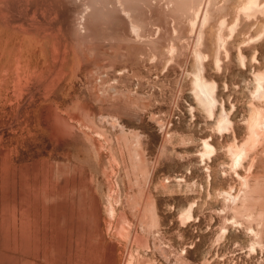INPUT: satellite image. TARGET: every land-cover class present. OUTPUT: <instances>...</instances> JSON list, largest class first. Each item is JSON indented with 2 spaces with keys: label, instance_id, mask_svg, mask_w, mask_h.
Here are the masks:
<instances>
[{
  "label": "rangeland",
  "instance_id": "374dc122",
  "mask_svg": "<svg viewBox=\"0 0 264 264\" xmlns=\"http://www.w3.org/2000/svg\"><path fill=\"white\" fill-rule=\"evenodd\" d=\"M258 76L264 0H0V264H264Z\"/></svg>",
  "mask_w": 264,
  "mask_h": 264
},
{
  "label": "bare ground",
  "instance_id": "6f19581e",
  "mask_svg": "<svg viewBox=\"0 0 264 264\" xmlns=\"http://www.w3.org/2000/svg\"><path fill=\"white\" fill-rule=\"evenodd\" d=\"M261 81H262V76H258V83H259L258 84V92H259L260 95H262V97H264V90L262 89ZM193 84H194V93H195L197 99L202 103V105L203 104L206 105L207 109L210 110V107L212 106V104L214 102V99H215L214 96H213V89H214L213 88V86H214L213 83L206 81L203 77H201L199 74L196 73L194 81H193ZM212 111H209V112L212 113ZM259 117H256L253 120V124H258L259 123V124H263L264 125V121L262 122ZM220 123H221V125L227 123V118H223L220 121ZM253 126H257V125H253ZM255 128H254V131H256ZM251 131H252V133H255L253 131V128H252ZM205 147L211 148L210 145L207 142H205ZM206 153L208 154L209 151L207 150ZM242 156H243V150L233 153L234 163H238L240 161L239 160L240 157L242 158Z\"/></svg>",
  "mask_w": 264,
  "mask_h": 264
}]
</instances>
